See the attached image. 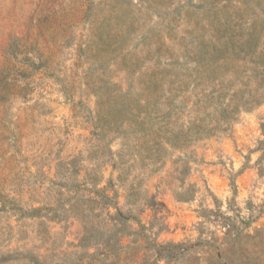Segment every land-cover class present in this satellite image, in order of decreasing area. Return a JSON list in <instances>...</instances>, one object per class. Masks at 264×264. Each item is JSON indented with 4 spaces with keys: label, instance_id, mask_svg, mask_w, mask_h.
Masks as SVG:
<instances>
[{
    "label": "rangeland",
    "instance_id": "obj_1",
    "mask_svg": "<svg viewBox=\"0 0 264 264\" xmlns=\"http://www.w3.org/2000/svg\"><path fill=\"white\" fill-rule=\"evenodd\" d=\"M263 119L264 0H0V264H264Z\"/></svg>",
    "mask_w": 264,
    "mask_h": 264
},
{
    "label": "trees",
    "instance_id": "obj_2",
    "mask_svg": "<svg viewBox=\"0 0 264 264\" xmlns=\"http://www.w3.org/2000/svg\"><path fill=\"white\" fill-rule=\"evenodd\" d=\"M257 104H259V102L256 103V104H254V105H257ZM262 129H263V132H264V119H263V123H262ZM213 131H214V133L217 132V131L226 132V129H224L221 124H218L215 128H213L212 130H210V132H207L206 134H200V133L199 134L202 137H210V136L214 135ZM259 145H260V149L263 151L262 156H261V159H260L259 174L264 177V140L263 141H260L259 142ZM99 193H102V195H99ZM95 194L98 195V196H101L103 199H110L104 193V191L101 190V189H97L96 188L95 189ZM116 217H117L116 220H118V219H125L126 218V216L120 210H118V212L116 213Z\"/></svg>",
    "mask_w": 264,
    "mask_h": 264
}]
</instances>
